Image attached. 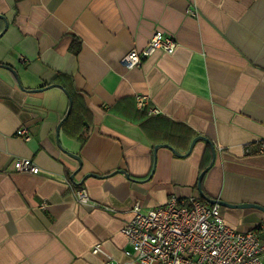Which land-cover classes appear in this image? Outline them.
I'll return each instance as SVG.
<instances>
[{
    "label": "crops",
    "instance_id": "1",
    "mask_svg": "<svg viewBox=\"0 0 264 264\" xmlns=\"http://www.w3.org/2000/svg\"><path fill=\"white\" fill-rule=\"evenodd\" d=\"M156 30L175 50L124 66ZM51 84L77 98L75 135L61 128L68 97ZM197 135L215 150L204 194L264 206V0H0V264H101L95 244L118 264H141L121 228L135 202L200 197L212 156L202 139L186 154ZM161 143L181 155L154 151ZM20 158L38 172L19 170ZM220 214L264 239V211Z\"/></svg>",
    "mask_w": 264,
    "mask_h": 264
},
{
    "label": "built area",
    "instance_id": "2",
    "mask_svg": "<svg viewBox=\"0 0 264 264\" xmlns=\"http://www.w3.org/2000/svg\"><path fill=\"white\" fill-rule=\"evenodd\" d=\"M177 42L156 30L141 50L132 49L121 59L127 68L140 66L143 59L156 49L171 53ZM139 108L148 104L147 95H136ZM152 114L156 107L148 108ZM19 135L27 137L24 129ZM246 151L249 146H246ZM260 152L264 153V142ZM19 170L37 173V166L28 158L17 160ZM78 202L88 203L84 188L74 190ZM132 216L122 226L129 248L125 254L141 264H264V239L256 230H237L224 222L220 204L207 203L198 196L183 200L171 195L165 204L143 208L139 202L131 207ZM93 253L104 256L101 264H118L100 244Z\"/></svg>",
    "mask_w": 264,
    "mask_h": 264
},
{
    "label": "water",
    "instance_id": "3",
    "mask_svg": "<svg viewBox=\"0 0 264 264\" xmlns=\"http://www.w3.org/2000/svg\"><path fill=\"white\" fill-rule=\"evenodd\" d=\"M6 25V23H5ZM9 69H11L13 72V68L7 66ZM51 86H57V87H60L64 90V92L66 93L67 97H68V108H67V111H66V114L64 116V118H66L70 112V109H71V104H72V98H71V95L69 94V92L63 88L60 84H51ZM61 123V122H60ZM60 123L58 124L56 130L57 132L59 131V127H60ZM198 139H202L204 140L206 143L209 144L210 146V149H211V161L210 163L207 165V167L205 169H203L200 174L198 175V181H197V187H198V192H199V195L202 199H204L206 202L212 204V203H218L220 204L221 206H224V207H230V208H245V207H255V208H258L262 211H264V206H261V205H258V204H255V203H250V202H241V203H230V202H225L223 200H217V199H214V198H211V197H208L206 194H204L203 190H202V187H201V180H202V177L205 173V171L209 168V166H211L213 160H214V157H215V150H214V145L213 143L211 142V140L209 138H207L206 136H203V135H197L195 136L192 141H191V144L189 146V149L188 151L186 152V154H188L191 149L193 148L195 142L198 140ZM160 146H163V147H167L169 148L174 154L180 156L181 154L174 148L172 147L170 144H167V143H161V144H156L154 146V151H156V149ZM185 154V155H186ZM69 155H71L72 157L76 158L77 160L80 161L79 157L76 155V154H73V153H69ZM118 171V170H117ZM119 171H122L123 170H119ZM89 175H92V174H89ZM125 175H128L127 173H125ZM73 176L74 174H71L70 176V179L73 181Z\"/></svg>",
    "mask_w": 264,
    "mask_h": 264
},
{
    "label": "trees",
    "instance_id": "4",
    "mask_svg": "<svg viewBox=\"0 0 264 264\" xmlns=\"http://www.w3.org/2000/svg\"><path fill=\"white\" fill-rule=\"evenodd\" d=\"M67 91L71 95L72 104H71V109H70L68 116L65 118V120L61 124V128L68 135L72 136V135H75V133L77 132V131H75V129L71 125L74 123V119H77L76 118L77 98H75V94L72 93L69 89H67ZM83 135H84L83 132L80 133V137H82ZM209 162H210V154L207 151L206 154L204 155L202 162H201V169L202 170L205 169L207 167V165L209 164Z\"/></svg>",
    "mask_w": 264,
    "mask_h": 264
}]
</instances>
